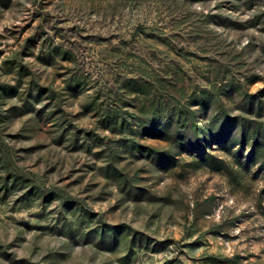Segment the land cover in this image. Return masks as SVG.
I'll list each match as a JSON object with an SVG mask.
<instances>
[{"label": "rangeland", "instance_id": "rangeland-1", "mask_svg": "<svg viewBox=\"0 0 264 264\" xmlns=\"http://www.w3.org/2000/svg\"><path fill=\"white\" fill-rule=\"evenodd\" d=\"M0 264H264V0H0Z\"/></svg>", "mask_w": 264, "mask_h": 264}]
</instances>
